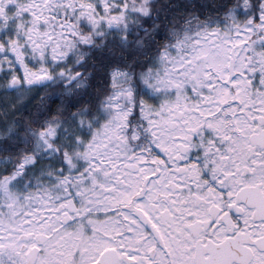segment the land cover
I'll return each instance as SVG.
<instances>
[{
  "label": "snow or ice",
  "instance_id": "obj_1",
  "mask_svg": "<svg viewBox=\"0 0 264 264\" xmlns=\"http://www.w3.org/2000/svg\"><path fill=\"white\" fill-rule=\"evenodd\" d=\"M0 264H264V0H0Z\"/></svg>",
  "mask_w": 264,
  "mask_h": 264
}]
</instances>
